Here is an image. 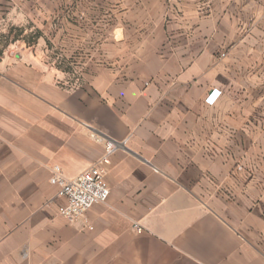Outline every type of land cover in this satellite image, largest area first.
I'll list each match as a JSON object with an SVG mask.
<instances>
[{
	"label": "crops",
	"instance_id": "crops-1",
	"mask_svg": "<svg viewBox=\"0 0 264 264\" xmlns=\"http://www.w3.org/2000/svg\"><path fill=\"white\" fill-rule=\"evenodd\" d=\"M48 1L0 0V24ZM66 5L97 40L81 82L44 36L0 56V264H264V0ZM107 140L91 229L60 214L50 176L83 172Z\"/></svg>",
	"mask_w": 264,
	"mask_h": 264
},
{
	"label": "rangeland",
	"instance_id": "rangeland-1",
	"mask_svg": "<svg viewBox=\"0 0 264 264\" xmlns=\"http://www.w3.org/2000/svg\"><path fill=\"white\" fill-rule=\"evenodd\" d=\"M60 5L59 8L53 6L50 1H48L45 6L33 8L36 11L35 20L32 21L30 18L25 19V21L15 22L12 21L10 23L5 22L0 24V50H5L9 46L16 45H28L24 41V37L33 38L37 31H40L42 35L45 37L44 46L48 49V56L52 57L53 60L56 61L66 70L67 81L68 84H75L76 82H81L84 74L88 73L84 70V59L87 60L90 58V55L93 53V47L97 46L95 39H86L83 40L79 36V32L83 29L86 30L85 24L81 21V12L82 7H67L66 0H59ZM77 5V4H76ZM17 8L16 10H18ZM95 9V11H93ZM111 8L101 9V13L109 14ZM15 10V9H14ZM59 10V12H58ZM90 14L92 15L94 12L98 14L99 9L97 7L88 8ZM58 12V22L52 21V16H54ZM88 13V12H86ZM68 15L75 16V20L71 23V28L69 30H74V33H71L72 36L68 38L67 36V20L69 18ZM12 18H18L12 15ZM109 19V16H108ZM74 25V27H72ZM87 29L97 28L96 24H87ZM94 25V26H93ZM109 27V24H106ZM17 28V29H16ZM16 34H19L18 36ZM42 36V37H43ZM18 38L15 40V38ZM41 37L38 39V41ZM37 41V42H38ZM36 42V43H37ZM35 43V44H36ZM3 45H6V48H3ZM83 53H86L83 56ZM96 57V56H95ZM86 61V60H85Z\"/></svg>",
	"mask_w": 264,
	"mask_h": 264
},
{
	"label": "built area",
	"instance_id": "built-area-1",
	"mask_svg": "<svg viewBox=\"0 0 264 264\" xmlns=\"http://www.w3.org/2000/svg\"><path fill=\"white\" fill-rule=\"evenodd\" d=\"M220 93V90L214 89L207 96L206 102L214 104ZM119 144L115 140H107L101 157L76 176L68 177L59 165L53 167L50 182L58 187V195L66 200V203L60 206L59 212L70 222L84 219L85 224L93 228L84 216L94 205L105 203L109 199L110 186L106 181V174ZM134 227L138 228V224H134Z\"/></svg>",
	"mask_w": 264,
	"mask_h": 264
},
{
	"label": "trees",
	"instance_id": "trees-1",
	"mask_svg": "<svg viewBox=\"0 0 264 264\" xmlns=\"http://www.w3.org/2000/svg\"><path fill=\"white\" fill-rule=\"evenodd\" d=\"M16 35L18 36L19 34H16ZM42 36H43L42 33L40 31H37V33H35V36L33 38H27L25 36L23 39L29 46H31V45H34L38 41V39ZM16 39H18V38L16 37L15 40ZM3 48H6V45L5 46L3 45ZM2 53H3V51L0 50V56L2 55Z\"/></svg>",
	"mask_w": 264,
	"mask_h": 264
}]
</instances>
